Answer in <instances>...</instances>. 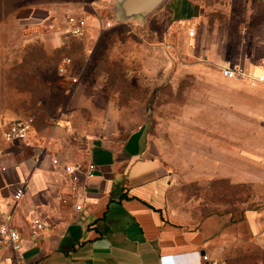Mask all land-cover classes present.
<instances>
[{
    "label": "rangeland",
    "instance_id": "obj_1",
    "mask_svg": "<svg viewBox=\"0 0 264 264\" xmlns=\"http://www.w3.org/2000/svg\"><path fill=\"white\" fill-rule=\"evenodd\" d=\"M184 1L197 14L182 22L166 14L172 0L122 22L117 0H5L0 115L32 117L73 155L88 133L122 139L144 123L170 175V216L218 220V264H264V84L220 72L239 63L264 75V0ZM68 17L83 20L81 35Z\"/></svg>",
    "mask_w": 264,
    "mask_h": 264
},
{
    "label": "crops",
    "instance_id": "obj_2",
    "mask_svg": "<svg viewBox=\"0 0 264 264\" xmlns=\"http://www.w3.org/2000/svg\"><path fill=\"white\" fill-rule=\"evenodd\" d=\"M174 2L166 8L171 18L182 22L197 14L184 0L177 6ZM43 10L46 18L50 12ZM11 120L0 115V131ZM66 128L69 133L72 126ZM54 132L33 126L24 140L0 142V221L18 231L21 239L19 251L0 246V264L215 260L219 221L206 218L193 227L170 216V175L154 155L144 123L122 139L85 134L84 146L74 155L58 150ZM53 159L59 163L53 164ZM64 163L80 167L76 180L64 171ZM17 189L22 195L14 199ZM34 219L42 228L34 227Z\"/></svg>",
    "mask_w": 264,
    "mask_h": 264
},
{
    "label": "built area",
    "instance_id": "obj_3",
    "mask_svg": "<svg viewBox=\"0 0 264 264\" xmlns=\"http://www.w3.org/2000/svg\"><path fill=\"white\" fill-rule=\"evenodd\" d=\"M68 31L73 35H81L84 28V22L78 18H67ZM194 31L190 30L188 36H193ZM74 63L70 57H64L61 62L59 69L62 77H68L70 84L74 85L79 80V75L74 71ZM222 76L226 78H241L249 80L253 83L264 84V75H251L245 66L236 63L233 65L223 66L220 69ZM33 129V120L31 117L24 119L11 120L1 131H0V142H12L24 140L28 137V133ZM2 154V148L0 147V155ZM53 164H58L57 159L52 160ZM63 169L65 172L73 175V180H76L77 173L80 171V167L75 163H64ZM22 195V190L17 189L14 193V199H19ZM36 229L42 228L43 224L39 219L32 221ZM9 245L14 251H19L21 248V239L18 231L10 227L5 221H0V246ZM206 264H218L217 260L207 261Z\"/></svg>",
    "mask_w": 264,
    "mask_h": 264
},
{
    "label": "water",
    "instance_id": "obj_4",
    "mask_svg": "<svg viewBox=\"0 0 264 264\" xmlns=\"http://www.w3.org/2000/svg\"><path fill=\"white\" fill-rule=\"evenodd\" d=\"M164 0H117L119 21L142 20L148 17Z\"/></svg>",
    "mask_w": 264,
    "mask_h": 264
},
{
    "label": "trees",
    "instance_id": "obj_5",
    "mask_svg": "<svg viewBox=\"0 0 264 264\" xmlns=\"http://www.w3.org/2000/svg\"><path fill=\"white\" fill-rule=\"evenodd\" d=\"M4 1L5 0H3V2H2V0H0V19H1V17L3 16V14H1L2 13V11H1V5L4 3ZM17 0H14V2H16ZM13 2V3H14ZM13 9H16L14 6H13ZM32 118V117H31ZM32 120H33V118H32ZM33 126L35 127V124H34V120H33Z\"/></svg>",
    "mask_w": 264,
    "mask_h": 264
}]
</instances>
